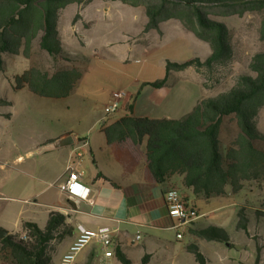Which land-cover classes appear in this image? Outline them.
Masks as SVG:
<instances>
[{
  "label": "rangeland",
  "instance_id": "rangeland-1",
  "mask_svg": "<svg viewBox=\"0 0 264 264\" xmlns=\"http://www.w3.org/2000/svg\"><path fill=\"white\" fill-rule=\"evenodd\" d=\"M211 19L231 29L233 61L216 65L211 71L203 68L200 74L196 69L176 73L160 90L145 84L165 78L168 60L187 62L196 57L205 60L211 55V48L193 34L180 31L175 21L164 25V35L145 33V8H133L121 2L93 0L61 11L59 28L66 48L63 58L50 57L40 49L38 41L33 44L30 58L23 54L5 56L0 97L12 102V106L0 107V195L6 197L4 201L15 204L27 201L22 209L24 215H19L21 208L16 212L19 221L33 220L40 227L47 225L52 210L44 206L50 205L45 203L47 195L40 197L43 205H37L35 200L47 188L53 192V199H57L54 203H59L63 193L51 186L67 158L61 150L73 148L41 154V147H35L52 135L72 134L81 140L88 139L104 125L119 120L121 112L112 118L105 112L115 94L126 91V100L132 99L133 103L141 97V106L153 119L179 120L190 114L202 99L228 92L241 76L253 74L250 64L257 53L264 52V13H248L242 18L211 16ZM32 67L50 74L78 67L83 78L67 99L41 98L28 88L15 90L16 76ZM7 114L11 115L10 119ZM255 124L264 134V110L259 112ZM237 133L235 118H226L221 134L225 153ZM259 147L264 150V142ZM82 167L86 176L92 173V158L87 157ZM227 191L224 197L200 199L198 211L203 215L200 223L225 229L234 247L228 246L231 243H204L201 252L208 264H264V218L258 216V211L264 212V182H247L238 194H233L231 188ZM243 207L250 218L248 232L237 229L238 214ZM62 230L70 232L72 228L66 224ZM19 235L27 240L25 234ZM166 236L178 248L192 242L191 237L178 242L174 231ZM70 241L71 237L66 236L63 241L58 237L51 242L49 256L53 264H63ZM259 247L262 256L258 262ZM2 255L6 264H16L9 254L2 252ZM191 258L189 264H199L193 259L195 256ZM75 264H118V261L106 259L103 247L93 242L77 256ZM153 264L172 262L169 255L160 254Z\"/></svg>",
  "mask_w": 264,
  "mask_h": 264
},
{
  "label": "trees",
  "instance_id": "trees-1",
  "mask_svg": "<svg viewBox=\"0 0 264 264\" xmlns=\"http://www.w3.org/2000/svg\"><path fill=\"white\" fill-rule=\"evenodd\" d=\"M93 0H0V82L5 69V56L23 54L30 58L33 44L55 60L65 57L59 23L61 11L72 5H86ZM121 2L133 8H145L147 23L144 32L157 31L162 35L163 23L175 20L198 40L207 43L211 55L202 60L196 57L187 62H166V76L153 83L163 89L173 73L190 68L200 74L216 65H226L234 59L231 29L211 19L215 17H244L248 13H264V0H107ZM220 10L221 12H213ZM78 18V17H77ZM264 36V22L262 24ZM252 75L241 76L230 91L216 97L204 98L194 110L182 119H153L124 116L114 124L104 127L109 145L132 140L136 145L147 141L148 166L159 184L175 176L182 177L185 188L205 200L224 197L231 188L233 194L244 190L247 182H264V134L258 131L255 120L264 110V52L257 53L251 64ZM83 78L78 67L62 69L50 74L32 67L15 78V90L28 88L31 93L48 99L69 98ZM12 102L0 97V107ZM130 110L133 109L131 106ZM8 119L11 118L7 114ZM234 117L238 133L225 153L221 134L226 118ZM189 203V202H188ZM190 204V203H189ZM191 206V204H190ZM194 209H197L193 206ZM198 210V209H197ZM264 218V212L258 211ZM238 230L248 231L250 218L243 207L239 214ZM67 217L51 213L48 225L42 229L37 224H24L23 235L9 234L0 239V249L16 264H53L49 246L72 233L62 230ZM68 233V234H67ZM190 234L206 242L231 243L225 229L210 225L203 229H190ZM199 264H208L199 245L188 246ZM258 262L262 249H258ZM116 256L122 264H133L118 247ZM144 258L141 264H147Z\"/></svg>",
  "mask_w": 264,
  "mask_h": 264
},
{
  "label": "crops",
  "instance_id": "crops-1",
  "mask_svg": "<svg viewBox=\"0 0 264 264\" xmlns=\"http://www.w3.org/2000/svg\"><path fill=\"white\" fill-rule=\"evenodd\" d=\"M166 23L161 26L162 35L165 33L164 25ZM178 23V29L187 32L182 24ZM153 32L157 31H151L150 33ZM174 74L176 73L171 76ZM140 98L134 103L132 99L126 100V98V102L123 101L121 104L120 112L122 115L120 118L127 115L152 118V115H149L141 106ZM131 106L133 107L132 110L129 109ZM116 121L104 125V127L111 126ZM104 127L99 132H93L88 139L83 138L81 140L77 135L68 134L73 137L74 144L66 147L73 148L71 150H69L70 148L61 150L64 151L62 153L67 158L64 161L61 173L57 174L55 178V184L51 186V188L56 187L60 190L59 185L69 177L67 167L72 165L75 170L84 172L82 165H85L87 157L92 158L94 164L93 172L88 176L84 172V176L81 179V183L92 191L91 201L78 202L60 190L64 195L61 194V198L59 196V199H61L59 203H54L57 199H53V192L45 188L38 196L39 200H35L36 204L40 205V197L42 195L46 197L47 195V198H45L47 202L45 203L50 205L44 206L52 209L49 211V217L51 213L55 212L61 213L68 218L66 224L72 228V234L70 235L71 241L67 250L78 238V227L82 226L87 230H107L111 232L113 236L111 250L115 253V256L111 259H117L118 264H122L116 256L118 247L121 248V251L133 264H141L144 258H148L147 264H153L160 254L169 255L172 264H189V261H192L191 256L194 257V255L189 253L188 246L196 244L202 248L204 243L215 242L197 239L189 233L190 227L182 240H178L176 235L178 242H182L186 237H191L192 242L190 245L179 248L174 246L166 236V233L172 232L169 227L173 224V221L169 216L165 196L170 189L177 188L182 198L198 210H200L198 201L204 198L197 197L191 190L185 188L182 183L183 178L179 176L171 178L164 184H159L148 166L147 141H144L142 145H136L132 140L109 145L103 133ZM64 136L67 135H52L45 141L39 142L35 148L41 147L42 149L43 146L55 142ZM56 150L42 151L41 154ZM82 150L84 153H82ZM3 199H6V197L0 195V229L7 231L11 235H17L24 232L25 223L32 222L37 224L33 220H18L20 214L21 216L24 215L22 209L27 201H20V204H15V201L9 202ZM3 202L5 203L4 205H2ZM20 208L21 211L18 215L16 212ZM54 208L56 211L53 210ZM199 214L200 217L193 229L208 227L200 223L203 215H201L200 211ZM47 225L41 228L45 229ZM139 236L140 239L138 238ZM137 243L141 244L136 245ZM232 247H234V244L231 242L230 248ZM193 259L196 261V258ZM6 262L0 249V264H6Z\"/></svg>",
  "mask_w": 264,
  "mask_h": 264
},
{
  "label": "built area",
  "instance_id": "built-area-1",
  "mask_svg": "<svg viewBox=\"0 0 264 264\" xmlns=\"http://www.w3.org/2000/svg\"><path fill=\"white\" fill-rule=\"evenodd\" d=\"M128 98L126 91H122L114 95L113 100L106 106L105 112L107 117L112 118L120 113L122 102ZM69 177L63 181L59 188L70 198L80 201H91V189L81 183L84 172L75 170V167L70 165L67 167ZM166 203L169 216L173 224L169 227L170 230L176 232L177 239L182 240L184 234L192 227L199 219L200 214L197 209L182 198L177 188H172L166 193ZM79 236L71 245L68 252L64 255L63 264H75L77 256L90 244L97 242L103 247L106 259H111L115 256L111 250L113 246V236L107 230H87L82 226L78 227ZM140 239V236L138 237Z\"/></svg>",
  "mask_w": 264,
  "mask_h": 264
},
{
  "label": "water",
  "instance_id": "water-1",
  "mask_svg": "<svg viewBox=\"0 0 264 264\" xmlns=\"http://www.w3.org/2000/svg\"><path fill=\"white\" fill-rule=\"evenodd\" d=\"M74 144V139L72 136H64L59 140H56L55 142H52L50 144H47L45 146L42 147L41 152L42 151H48V150H56L62 147H66L69 145ZM9 235V233L3 229H0V239H4L5 237H7ZM228 246L230 247L231 245L228 244Z\"/></svg>",
  "mask_w": 264,
  "mask_h": 264
}]
</instances>
